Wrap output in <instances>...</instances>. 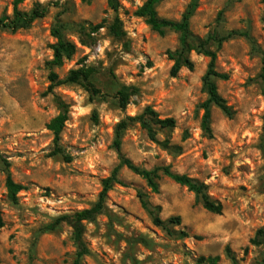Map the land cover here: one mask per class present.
<instances>
[{
	"label": "rangeland",
	"instance_id": "obj_1",
	"mask_svg": "<svg viewBox=\"0 0 264 264\" xmlns=\"http://www.w3.org/2000/svg\"><path fill=\"white\" fill-rule=\"evenodd\" d=\"M14 2L0 0V20L13 16ZM190 2L164 0L157 6L158 16L180 21ZM143 4L119 0L120 37L110 32L117 14L107 0H23L21 11L40 5L44 16L27 29L0 31V151L14 181L25 187L13 204L0 161L5 223L0 264H75L80 248L73 225L66 221L55 226L56 221L97 203L103 180L119 164L113 146L116 126L146 107L161 119H175L176 127L157 128L153 142L133 123L123 132L122 154L143 169L170 167L206 184L210 197L223 205V214L209 212L194 193L161 173L155 194L141 177L122 168V185L109 192L104 212L82 223L87 252L80 264H197L201 257L232 264L227 248L240 264H264V245L253 244L264 229V1L200 0L191 20L193 35L226 39L221 48L215 42L209 48L217 52V70L229 77L217 85L234 114L211 108L212 137L201 126L209 59L194 50L189 55L193 69L183 68L172 77L169 53L180 47V35L152 31L145 19L135 16ZM57 25L76 46L75 55L55 68L59 79L84 69L100 91L92 94L81 82L55 90L70 107L61 154L55 153L47 129L59 114L56 97L48 93ZM123 87L130 95L125 110L117 99ZM139 193L160 207L162 220L180 216L182 225L171 229L189 237L156 227Z\"/></svg>",
	"mask_w": 264,
	"mask_h": 264
},
{
	"label": "trees",
	"instance_id": "obj_2",
	"mask_svg": "<svg viewBox=\"0 0 264 264\" xmlns=\"http://www.w3.org/2000/svg\"><path fill=\"white\" fill-rule=\"evenodd\" d=\"M23 0H15L12 17H4L0 20V31H11L17 32L19 30L29 28L32 23L44 16V11L40 5H37L30 12H23L19 9L20 4ZM84 2H90L92 0H82ZM164 0H144V4L137 9L135 16L145 19L146 23L151 27L152 31L163 36L168 31L176 32L180 35V47L169 53V58L173 61L171 68V76L176 77L183 68L189 70L193 69V62L190 59V53L197 51L199 54L204 55L209 59L208 70L203 77V91L207 95V100L203 103L202 108L204 115L202 118V130L209 137H212L213 132L211 128V108L213 106L219 108L227 116H233V110L228 106L226 100L222 97L219 92L217 85L218 80H227L229 77L227 74L221 73L217 70V52L209 48L211 42H215L218 48L222 47L223 42L226 39H218L216 37L209 36L207 39H201L191 32L190 25L191 20L194 17L200 0H191L187 6L180 21H170L161 19L157 13V6ZM264 1V0H263ZM107 4L110 10L114 11L117 16L114 20L113 26L110 27V32L115 37L123 35L120 19L118 17L119 11V0H107ZM100 28V27H97ZM96 28V29H97ZM93 29V30H96ZM53 36L57 39L55 45L52 46L53 59L49 63V81L50 86L48 93L56 97L59 105V114L53 118L47 125V129L52 132L54 137L55 153L61 154L62 149L60 143L62 140V133L65 125L69 120V105L61 101L56 96L55 90L65 84H77L83 83L90 89L92 94H100V91L95 88L93 83L90 81V71L84 69L73 70L64 80H60L58 74L55 72V68H60L64 65L66 60H70L76 53V46L66 41L62 34V28L57 25L53 30ZM233 33L229 35L232 37ZM254 44V43H253ZM255 46V45H254ZM262 55V72L260 79L264 85V52L260 51ZM117 99L121 109L125 110L129 104L130 95L129 89L123 87L117 92ZM133 123H138L148 134L149 138L153 142H157L156 132L158 129H172L176 127V120L173 118L161 119L159 114L154 111L151 107H146L142 114L136 117H126L123 119L115 128V139L113 146L118 153L119 164L114 168L111 176L104 179L102 182V190L99 194L97 203L89 209L78 211L69 217H62L56 221L58 226L62 222H71L74 228V240L80 251L77 254V260L75 264H80L82 257L86 254L87 248L83 239L84 231L82 223L85 221H93L99 215L104 212L106 200L109 192L115 185H122L119 179V172L122 168H127L135 175L141 177L147 184V187L152 193L158 194L160 192V186L158 183L159 174L169 178L176 184L186 187L190 192L194 193L196 200L202 203L203 207L209 212L217 215L223 214V205L217 201H214L209 193L208 186L196 179H193L187 175H181L174 173L170 167H162L149 171L137 166L132 160L125 157L121 151L123 132ZM264 140V137H263ZM264 153V146H263ZM0 161L4 165L6 172V189L9 200L13 204H18L19 193L25 190V187L14 181L10 173V163L4 158L0 151ZM141 206L143 210L150 216L153 224L166 231L169 235L178 236L180 238H188L189 235L184 232L173 231L171 228L182 225V219L180 216L171 217L167 220H162L160 217V207L153 206L145 193H139ZM3 214L0 211V230L4 227ZM255 245H264V229L257 232L256 238L253 241ZM226 256L232 261V264H240L239 259L232 252L230 248L226 249ZM220 257H201L197 264H218Z\"/></svg>",
	"mask_w": 264,
	"mask_h": 264
}]
</instances>
